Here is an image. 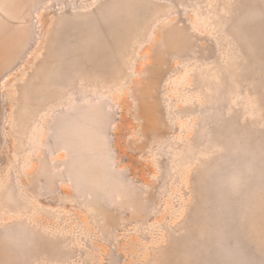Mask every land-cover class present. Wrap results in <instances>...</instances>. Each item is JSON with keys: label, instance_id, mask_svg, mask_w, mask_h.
Masks as SVG:
<instances>
[{"label": "rangeland", "instance_id": "374dc122", "mask_svg": "<svg viewBox=\"0 0 264 264\" xmlns=\"http://www.w3.org/2000/svg\"><path fill=\"white\" fill-rule=\"evenodd\" d=\"M0 264H264V0H0Z\"/></svg>", "mask_w": 264, "mask_h": 264}]
</instances>
